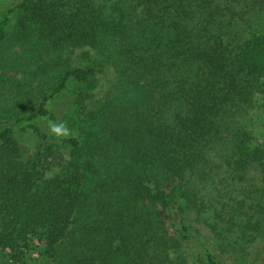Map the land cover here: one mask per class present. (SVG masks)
Returning <instances> with one entry per match:
<instances>
[{"label": "trees", "instance_id": "trees-1", "mask_svg": "<svg viewBox=\"0 0 264 264\" xmlns=\"http://www.w3.org/2000/svg\"><path fill=\"white\" fill-rule=\"evenodd\" d=\"M9 12L18 17L11 32L2 22L0 44L13 32L68 50L114 38L138 109L135 116L127 102L83 108L79 135L54 131L47 102L71 83L76 98L87 99L96 72L70 59L52 91L12 122H26L41 140L34 154L23 160L13 127L0 129V250L18 262L34 247L55 252L64 243L61 264H187L173 256L181 241H194L203 264L262 260L264 242L233 245L220 257L193 235L190 215L215 201L214 215L229 226L214 229L235 236L239 172L264 160L263 144L239 128V114L264 93V0H20ZM222 178L229 181L221 201Z\"/></svg>", "mask_w": 264, "mask_h": 264}, {"label": "rangeland", "instance_id": "rangeland-1", "mask_svg": "<svg viewBox=\"0 0 264 264\" xmlns=\"http://www.w3.org/2000/svg\"><path fill=\"white\" fill-rule=\"evenodd\" d=\"M18 1L20 0H0V25L6 21L10 32L16 24L18 13L9 12V9ZM115 1L98 0L99 3L107 6ZM115 41L112 37H105L102 43H95L82 49H53L37 40L33 32L27 37L24 34L19 35L13 32L6 41L0 44V129L6 126L13 127L15 139L21 147L23 160L34 154L38 145L42 143L30 131L26 122L16 124L12 122L18 117L29 115L41 98L52 91L59 73L70 59L74 62L94 65L96 72L90 82L91 87L88 90L90 96L87 99L83 101L77 99L73 92L75 86L71 83L68 91L54 96L47 102L48 109L56 113L55 125L62 129L61 134L79 135L83 127L81 118L87 116L82 112L99 110L107 103H110L113 109L118 110L127 102L129 109L125 112L136 116L138 105L128 101L134 97H131L130 86L123 79L120 60L116 55ZM132 104L136 108L132 107ZM37 123L46 129L43 121L38 120ZM239 128L250 130L264 147V93L256 97L254 106L248 112L239 114ZM104 148L108 155V150H113L107 146ZM100 153L103 154L104 149H101ZM84 158L88 156L84 154ZM55 170L56 167L51 165L49 172L52 173ZM263 176L264 160L254 162L244 172H239V181H236L237 188H235L237 191L233 193L235 200H239V228L232 238L225 237L224 233L220 236L214 229L216 227L218 232H221L229 226L226 217L217 219L214 215V212L219 211L214 208L215 205L219 206L215 201H207V212L200 215L193 212L190 215L191 225L194 230H197L193 232V235L209 245L220 257L225 258L226 251L231 250L233 245L240 250L253 249L260 247L264 242V236L261 235L258 239H252V236H256L258 232H264ZM88 177L90 180L88 179L89 184L86 186L90 185L89 188L92 191L94 186L90 181H96L97 175L92 174ZM228 181L222 178L221 185H218V188H221L219 196L221 201L227 199L224 194L225 187L222 184ZM213 194L217 196L216 192ZM81 209L74 216L71 233L78 231L79 225L84 223L89 215L87 207L85 210ZM64 245L62 243L55 252L32 246L35 251L26 253L25 258L18 262H15L8 252L0 250V264H61L60 251L62 254ZM177 257L187 264H203L199 247L194 241L191 243L181 241V250L173 256L174 259H178ZM261 259L259 263L264 264V254Z\"/></svg>", "mask_w": 264, "mask_h": 264}, {"label": "clouds", "instance_id": "clouds-1", "mask_svg": "<svg viewBox=\"0 0 264 264\" xmlns=\"http://www.w3.org/2000/svg\"><path fill=\"white\" fill-rule=\"evenodd\" d=\"M53 130L56 131V132H60L62 129L60 127H54Z\"/></svg>", "mask_w": 264, "mask_h": 264}]
</instances>
